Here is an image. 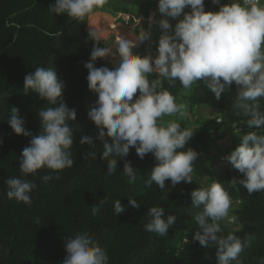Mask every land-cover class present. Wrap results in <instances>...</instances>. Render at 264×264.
Wrapping results in <instances>:
<instances>
[{
  "label": "clouds",
  "instance_id": "1",
  "mask_svg": "<svg viewBox=\"0 0 264 264\" xmlns=\"http://www.w3.org/2000/svg\"><path fill=\"white\" fill-rule=\"evenodd\" d=\"M107 0H54L48 8L57 16L66 14L74 20L84 21L98 15ZM218 6L216 11H205V0H158L156 12L147 18L148 28L140 27L144 17H135V25L127 34L119 35L113 46H99L108 33L103 27L89 26L88 38L93 41L89 61L84 64L88 75V89L97 95L95 105L88 112L89 119L97 128L95 137L81 136L79 145L96 148L102 144L100 159L106 161L107 175L117 171L118 160H123V174L130 181L136 180V169L126 160L130 148L143 159L148 153L155 158L150 178L145 186L153 183L167 192L180 182L193 183V164L199 153L185 148L194 132L181 128L175 119L164 117L189 116L188 106L178 103L169 88L177 82L191 90L197 82L203 84L218 101L222 93L236 85L232 109L236 116L248 118L246 131L239 144L224 160L243 174L237 183L243 185L249 194L264 192V2L262 0H211ZM185 9H188L186 11ZM130 18V17H129ZM131 19V18H130ZM175 20L173 25L170 21ZM158 26L160 34L155 42L156 51H147L141 56L133 49L148 42L152 47V28ZM110 59L113 67H96L95 61ZM150 76L155 78L149 79ZM24 93L32 90L42 101L51 106L41 107L37 112L40 132L33 135L25 127V120L16 107L10 109L7 123L16 135L31 137L30 143L19 156L20 177L4 180L8 190L7 198L17 203L31 205V194L37 185L32 180L38 170H52L42 179L47 182L59 179V172L71 168L73 128L70 122L76 120V110L69 108L63 99L65 82L52 67H37L23 79ZM139 91V94H137ZM135 96V99H134ZM2 143V141H0ZM96 160L97 152L87 154ZM52 173H55L53 177ZM169 181L168 187L165 182ZM191 205L199 209L194 216L198 228L192 235L203 248H214L217 264H243L240 253L254 239L246 234L223 233L219 223L227 220L233 224L235 216H229L233 201L222 183L213 180L208 187H197L190 193ZM105 201L91 208L97 215ZM128 204L138 209L140 204L128 198ZM125 206L120 199L113 202L116 217ZM150 221L145 231L167 236L168 229L175 223V216L165 214L161 206L148 209ZM36 223L39 224V218ZM188 235L185 237L187 244ZM66 256L62 264H108L106 250L93 240L88 230H82L75 237L66 238ZM260 264H264L261 260Z\"/></svg>",
  "mask_w": 264,
  "mask_h": 264
},
{
  "label": "trees",
  "instance_id": "2",
  "mask_svg": "<svg viewBox=\"0 0 264 264\" xmlns=\"http://www.w3.org/2000/svg\"><path fill=\"white\" fill-rule=\"evenodd\" d=\"M157 2L144 0L138 4L135 17L147 18L151 11L157 10ZM53 3L54 0H0V264H62L66 238H74L82 230H88L93 240L106 250L108 264H217L214 248H203L192 240L198 228L194 216L199 209L191 205L190 193L197 187H208L213 180L222 183L229 192L233 201L230 216L237 218L233 224L227 220L219 222L222 234L232 232L242 239L246 234L253 235L239 258L243 264H260L264 260V192L249 194L237 183L243 174L223 159L249 130L248 118L236 116L232 109L236 85H230V91L222 93L217 101L199 82L191 90L184 89L179 82L172 87L164 82L177 102L188 106L189 116L183 119L176 116V121L182 129L194 132L185 145L199 153L193 164V183L180 182L167 192L155 183L146 187L156 161L152 153L140 159L134 148H130L125 159L137 170L136 180L130 181L123 174V160H118L116 173L108 176L107 162L100 159L102 144L96 142L95 149L79 145L81 136L97 135V128L88 117L97 95L88 89V72L84 67L94 43L86 32L87 18L78 21L66 14L57 16L48 8ZM216 10L217 5L205 0V11ZM99 46L109 45L101 41ZM95 66L113 67L108 59L100 58ZM37 67L56 70L65 82L63 99L69 108L76 110V120L70 122L74 164L60 171L59 179L47 182L42 177L52 170L44 168L35 176L21 177L37 185L31 194V205H25L7 198L4 180L20 177L19 156L31 137L16 135L7 119L10 109L16 107L26 129L33 135L39 134L37 112L51 105L32 90L27 94L23 90L24 76ZM261 104L264 107V99ZM174 117L163 119L167 122ZM260 132L264 134V129ZM232 134L235 137L229 141ZM222 142L226 145L220 150L216 145ZM91 151L97 152L96 160L87 155ZM52 175L55 177V173ZM169 183L165 182L166 187ZM128 198L135 199L140 207H131ZM116 199L125 206L117 217L113 212ZM101 200L105 202L99 213L92 215V206L99 205ZM152 206H161L166 215L175 216L167 236L145 231L144 225L151 219L148 209ZM228 224L234 229L227 228Z\"/></svg>",
  "mask_w": 264,
  "mask_h": 264
},
{
  "label": "crops",
  "instance_id": "3",
  "mask_svg": "<svg viewBox=\"0 0 264 264\" xmlns=\"http://www.w3.org/2000/svg\"><path fill=\"white\" fill-rule=\"evenodd\" d=\"M113 10V11H112ZM112 12H107L104 10H95L98 15H93L91 18H87L86 20V32H89V26H97V27H103L107 33L108 36L106 39L101 40L106 42L109 46H113L115 44V41L117 37L121 34H127L130 30L133 31V33L137 32L138 29H132V26L135 25V18L136 15H133L132 13H129L127 11H121L117 8L111 9ZM156 11H151L149 13L152 14ZM148 15V16H149ZM157 18H160V14L156 12ZM123 17H130V24L128 26H124ZM148 18V17H147ZM147 18L141 21L140 27H143L145 29L148 28ZM152 47L149 49L148 42L145 41L144 43L138 44L135 49L143 52L146 54L147 51H152L155 53V42L158 40L160 29L158 26H153L152 28ZM112 41V43H110ZM110 43V44H109ZM110 61V59H108Z\"/></svg>",
  "mask_w": 264,
  "mask_h": 264
},
{
  "label": "rangeland",
  "instance_id": "4",
  "mask_svg": "<svg viewBox=\"0 0 264 264\" xmlns=\"http://www.w3.org/2000/svg\"><path fill=\"white\" fill-rule=\"evenodd\" d=\"M143 1L144 0H107V3L102 8H98L96 10H104V11H107V12H112L113 10L111 11V9L117 8L118 11L119 10H121V11H127L129 13H132L133 15H136L137 6H138V4H140ZM185 10L187 11L188 9H185ZM170 22L173 25L176 23L175 20H171ZM110 43H112V41ZM133 51H134V53L139 54L141 56L145 55V53H143L141 51H138L137 49H133ZM176 116L178 117V115H176ZM176 116L173 119L177 120V117ZM233 137H235V135L232 134L229 137V141H230V138H233ZM225 145H226V142H222V143H220V145H216V146L219 147L220 150H221L222 148L224 149V146ZM175 188L176 187H172V190L171 191H173ZM230 215H231V212L229 211V216ZM230 226L231 225L228 224L227 225V228L234 229L233 226H231V227Z\"/></svg>",
  "mask_w": 264,
  "mask_h": 264
},
{
  "label": "built area",
  "instance_id": "5",
  "mask_svg": "<svg viewBox=\"0 0 264 264\" xmlns=\"http://www.w3.org/2000/svg\"><path fill=\"white\" fill-rule=\"evenodd\" d=\"M262 2H264V0H262ZM121 19L123 21L124 26H128L130 24V18L129 17H123L122 16ZM135 22H136V19H135Z\"/></svg>",
  "mask_w": 264,
  "mask_h": 264
}]
</instances>
